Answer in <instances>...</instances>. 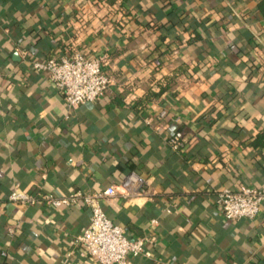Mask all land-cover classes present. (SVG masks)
Listing matches in <instances>:
<instances>
[{"label": "crops", "instance_id": "0c3cea01", "mask_svg": "<svg viewBox=\"0 0 264 264\" xmlns=\"http://www.w3.org/2000/svg\"><path fill=\"white\" fill-rule=\"evenodd\" d=\"M76 51L106 54L110 83L67 109L30 63ZM261 132L264 0H0V264H97L74 243L89 207L8 194L111 185L109 217L153 241L134 264H264V203L227 219L216 202L264 188Z\"/></svg>", "mask_w": 264, "mask_h": 264}, {"label": "built area", "instance_id": "2783aa9c", "mask_svg": "<svg viewBox=\"0 0 264 264\" xmlns=\"http://www.w3.org/2000/svg\"><path fill=\"white\" fill-rule=\"evenodd\" d=\"M107 63L106 54L85 55L76 51L71 55L48 56L33 59L30 63L33 71L44 72L61 91L67 109H74L86 101L101 97L110 79L103 67ZM164 110L160 115L164 114ZM186 139L180 130L174 131L167 144L173 150H182ZM130 179L123 181L125 189ZM116 193L114 186H107L97 192L76 190L67 195H55L52 192L31 193L27 188L15 187L8 194L10 201L33 204L41 200L49 207L68 206L81 202L90 208V218L86 226L74 237V243L82 256L97 264H134L136 257L150 256L148 243L153 241L148 236L132 237L125 229L112 220L101 205L100 200ZM216 202L222 215L227 219L255 217L264 203V188L241 186L239 188L223 187L217 193ZM156 222L155 219L151 220ZM20 223L9 225L8 234Z\"/></svg>", "mask_w": 264, "mask_h": 264}, {"label": "trees", "instance_id": "16d2710c", "mask_svg": "<svg viewBox=\"0 0 264 264\" xmlns=\"http://www.w3.org/2000/svg\"><path fill=\"white\" fill-rule=\"evenodd\" d=\"M46 58V57H44ZM42 58V59H44ZM36 59V58H34ZM163 89V88H162ZM161 89V90H162ZM181 131V130H180ZM252 144L255 146V147H264V132H261V133H258L252 140Z\"/></svg>", "mask_w": 264, "mask_h": 264}]
</instances>
